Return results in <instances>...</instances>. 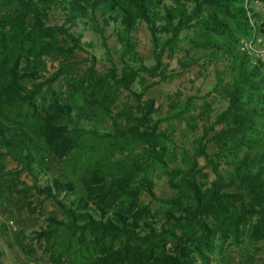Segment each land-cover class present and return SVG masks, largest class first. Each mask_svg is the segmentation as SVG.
<instances>
[{
	"label": "trees",
	"instance_id": "1",
	"mask_svg": "<svg viewBox=\"0 0 264 264\" xmlns=\"http://www.w3.org/2000/svg\"><path fill=\"white\" fill-rule=\"evenodd\" d=\"M244 1L0 0V205L17 195L32 215L53 203L57 214L33 233L49 264H212L243 232L264 244V76L239 51ZM56 15L60 24H49ZM139 23L149 66L131 37ZM85 31L104 50L103 73ZM77 53L90 57L84 69ZM175 55L168 70L163 60ZM48 57L58 63L45 78ZM196 65L212 74L202 97L176 91L163 114L143 98ZM177 125L192 132L190 154L175 138ZM4 159L15 169L5 170ZM49 160L60 177L38 185ZM160 180L170 198L156 197ZM142 195L160 208L151 211Z\"/></svg>",
	"mask_w": 264,
	"mask_h": 264
},
{
	"label": "rangeland",
	"instance_id": "2",
	"mask_svg": "<svg viewBox=\"0 0 264 264\" xmlns=\"http://www.w3.org/2000/svg\"><path fill=\"white\" fill-rule=\"evenodd\" d=\"M168 3L167 0H164ZM49 24H60V17L58 15L50 18ZM80 26L74 29L77 32ZM189 34L183 32L182 36ZM106 38V45L108 48L109 56L111 60L116 63V54L118 45L114 35L107 30L104 33ZM132 40L135 44V51L143 59L145 65H151L150 54V42L148 32L143 24L136 25L134 31L131 33ZM83 42H91L93 50L90 54L94 60L95 69L99 73H103L108 68V64L105 62L104 50L99 45V39L97 36L91 34L89 31H85L82 37ZM89 56L84 53H77V60L80 61L79 68L84 69L86 64L83 61H88ZM178 55H175L171 60H163V64L167 66L168 70L176 69V59ZM45 72L43 76L47 78L56 69L58 60L54 58H45ZM84 62V63H85ZM152 79H146V84L151 82ZM212 86V74L211 69L203 68L199 65L191 67L186 73L182 74L179 78L160 83L148 89L144 94V99H152L155 106L160 108L161 114L165 110L166 97L176 91L181 92L184 96L196 95L202 97L209 91ZM55 90H61V82L53 85ZM133 91L138 92L139 86L134 84ZM126 93L122 92L120 95V102H123L126 98ZM206 102L209 105L215 107L216 103L208 97ZM213 102V105L211 104ZM201 104V100H195V105L198 107ZM177 132L175 138L179 144L190 154L192 132L184 129L183 126L177 125ZM4 169L12 171L15 169L14 164L8 159H4ZM199 165L202 166V161H199ZM48 171L45 177H40L37 181L38 185H43L45 178H59L60 166L57 161L49 160L47 162ZM19 181L25 182L27 185L31 184V181L24 175H19ZM10 184V183H6ZM20 188V186H17ZM154 193L159 199H167L172 196V193L167 189L162 180L156 182ZM36 196H31L27 200L30 204H35ZM140 201L143 204H148L151 211L160 208L159 204L155 201H151L147 196L142 195ZM26 199H22L17 195H13L7 198V201L0 205V264H49L48 254L44 250V245L41 242H37L33 238V233L37 232L39 228L44 225V219L47 216L56 215L57 212L53 203L50 200L43 201L41 206L37 207L35 213L30 215L25 209ZM215 262L212 264H264V244L261 242H253L243 232L239 239L238 244L226 243L219 255L214 258Z\"/></svg>",
	"mask_w": 264,
	"mask_h": 264
},
{
	"label": "built area",
	"instance_id": "3",
	"mask_svg": "<svg viewBox=\"0 0 264 264\" xmlns=\"http://www.w3.org/2000/svg\"><path fill=\"white\" fill-rule=\"evenodd\" d=\"M247 35L239 40V51L262 68L264 76V0L244 1Z\"/></svg>",
	"mask_w": 264,
	"mask_h": 264
}]
</instances>
